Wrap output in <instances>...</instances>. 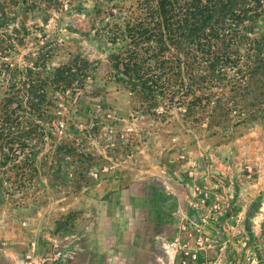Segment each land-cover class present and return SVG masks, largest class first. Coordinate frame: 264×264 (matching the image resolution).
Returning <instances> with one entry per match:
<instances>
[{
    "label": "rangeland",
    "instance_id": "1",
    "mask_svg": "<svg viewBox=\"0 0 264 264\" xmlns=\"http://www.w3.org/2000/svg\"><path fill=\"white\" fill-rule=\"evenodd\" d=\"M118 2L0 0V264H264V8L170 101L115 79Z\"/></svg>",
    "mask_w": 264,
    "mask_h": 264
},
{
    "label": "trees",
    "instance_id": "2",
    "mask_svg": "<svg viewBox=\"0 0 264 264\" xmlns=\"http://www.w3.org/2000/svg\"><path fill=\"white\" fill-rule=\"evenodd\" d=\"M119 1L108 12L117 21L105 25L108 40L121 44L111 55L115 79L142 93L168 90L170 101L178 56H226L264 8V0Z\"/></svg>",
    "mask_w": 264,
    "mask_h": 264
},
{
    "label": "crops",
    "instance_id": "3",
    "mask_svg": "<svg viewBox=\"0 0 264 264\" xmlns=\"http://www.w3.org/2000/svg\"><path fill=\"white\" fill-rule=\"evenodd\" d=\"M147 224L152 223L153 229L150 231H144V236L150 238L155 243H161L163 240H169L173 237L175 228L174 224H172L169 221H155L154 219H146ZM172 229L170 234H164V229ZM169 247L165 246V252H168ZM136 251V250H135ZM169 256V255H168ZM170 258V257H169ZM132 262L135 264V259L132 260Z\"/></svg>",
    "mask_w": 264,
    "mask_h": 264
}]
</instances>
